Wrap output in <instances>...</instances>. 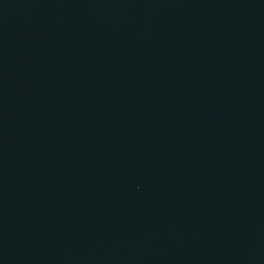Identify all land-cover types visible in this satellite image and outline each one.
I'll list each match as a JSON object with an SVG mask.
<instances>
[{"label": "water", "instance_id": "obj_1", "mask_svg": "<svg viewBox=\"0 0 264 264\" xmlns=\"http://www.w3.org/2000/svg\"><path fill=\"white\" fill-rule=\"evenodd\" d=\"M0 264H264V0H0Z\"/></svg>", "mask_w": 264, "mask_h": 264}]
</instances>
